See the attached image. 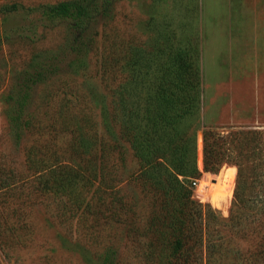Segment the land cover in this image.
<instances>
[{
    "label": "trees",
    "instance_id": "obj_1",
    "mask_svg": "<svg viewBox=\"0 0 264 264\" xmlns=\"http://www.w3.org/2000/svg\"><path fill=\"white\" fill-rule=\"evenodd\" d=\"M109 4L59 0L42 7L48 18L74 25V44L66 49L75 56L69 67L77 71L94 61L103 96L94 112L74 82V70L63 73L64 79L59 62L42 57L44 51L22 66L24 77L16 84L21 112L13 125L17 137L27 131L30 139L23 146V170L0 162V237L20 241L28 234L23 205L39 191L66 198L79 224L87 225L91 245L103 249L122 228L142 264H264V235L246 253L239 242L249 226L264 221V130L204 126L198 40L183 37L170 44L157 32L153 42L132 45L113 26L92 29L96 14L106 13ZM40 83L49 86L46 105L59 97L48 117L42 105L23 112L27 91ZM199 130L202 169L236 167L226 217L194 197L201 176ZM29 177L33 189L24 191ZM100 259L120 264L113 250Z\"/></svg>",
    "mask_w": 264,
    "mask_h": 264
},
{
    "label": "rangeland",
    "instance_id": "obj_2",
    "mask_svg": "<svg viewBox=\"0 0 264 264\" xmlns=\"http://www.w3.org/2000/svg\"><path fill=\"white\" fill-rule=\"evenodd\" d=\"M57 1L0 0V162L13 170H23V146L30 139L27 131L17 137L13 125V117L21 112L17 107L16 84L24 77L22 66L25 62H36L33 57L39 50L44 51L42 57L59 62L58 73L64 79L66 74L63 73L74 70L69 62L75 56L66 50L74 44V25L67 19L48 18L42 14L43 6ZM110 3L106 13L96 14L92 29L106 24L113 26L132 45L147 40L153 42L157 32H162L170 44L183 37L198 40L204 76V126L223 132L241 127L264 130V64H260V58H255L252 33L241 32L243 25L239 15L221 16L222 4L218 1L215 4L220 15L209 20L206 0H110ZM163 42L159 39V43ZM76 68L74 82L85 90L89 107L98 113L103 91L96 63L89 61L88 68ZM48 90L49 86L41 83L31 87L23 112L35 108L40 111L42 105L43 114L47 112L45 117L52 115L59 97L54 96L46 105ZM197 165L201 176L196 182L194 197L226 217L235 186L236 167L224 163L218 172L202 169L201 130L197 132ZM24 180V188L22 182L17 185L19 189H33V177ZM34 180L37 184L38 180ZM201 184H205L203 190H200ZM229 191L231 196L225 209L214 206L209 200L212 194L221 196ZM127 192L133 193L130 186ZM27 204L23 205V217L30 231L20 241L0 237V264H101L103 252L110 250L117 252L120 264H142L132 256L135 249L128 246L122 228L102 250L89 244L85 239L87 225L79 224L76 215L67 207L66 198L35 191ZM244 232L239 242L246 253L264 235V221L249 226Z\"/></svg>",
    "mask_w": 264,
    "mask_h": 264
},
{
    "label": "crops",
    "instance_id": "obj_3",
    "mask_svg": "<svg viewBox=\"0 0 264 264\" xmlns=\"http://www.w3.org/2000/svg\"><path fill=\"white\" fill-rule=\"evenodd\" d=\"M217 1L222 4L220 7V10H222L221 16L239 15L240 22L243 25L241 32H245V34L247 32L252 33L255 58H260V64H264V0H206L209 11L206 16L207 20L220 15L215 4ZM236 5H239L240 8H237Z\"/></svg>",
    "mask_w": 264,
    "mask_h": 264
},
{
    "label": "bare ground",
    "instance_id": "obj_4",
    "mask_svg": "<svg viewBox=\"0 0 264 264\" xmlns=\"http://www.w3.org/2000/svg\"><path fill=\"white\" fill-rule=\"evenodd\" d=\"M234 169L232 168V176L234 174ZM206 184V183H205ZM205 184H201V189L200 190H203V187H205ZM217 186V185H216ZM230 189V188H229ZM229 196L230 195V191L227 192V194L225 195H221V196H217L215 194H212L210 197H209V200L211 201V203L218 207V208H221V209H225L226 206H227V203H228V199H229Z\"/></svg>",
    "mask_w": 264,
    "mask_h": 264
}]
</instances>
